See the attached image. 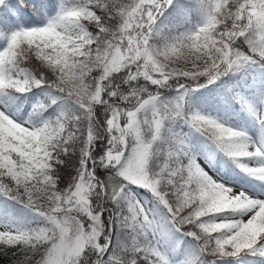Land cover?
Masks as SVG:
<instances>
[{
    "label": "snow or ice",
    "instance_id": "6c2138e0",
    "mask_svg": "<svg viewBox=\"0 0 264 264\" xmlns=\"http://www.w3.org/2000/svg\"><path fill=\"white\" fill-rule=\"evenodd\" d=\"M53 7L49 17L36 0H0V97L48 93L27 121L0 109V200L12 205L0 210V249L22 254L20 264H264V199L213 179L190 137L173 130L182 122L264 182V0ZM193 11L200 19L191 25ZM230 74L252 78L256 102L239 84L231 91L259 140L186 110L188 97ZM173 83L179 95L163 100L159 90ZM177 234L190 238L181 260Z\"/></svg>",
    "mask_w": 264,
    "mask_h": 264
},
{
    "label": "rangeland",
    "instance_id": "374dc122",
    "mask_svg": "<svg viewBox=\"0 0 264 264\" xmlns=\"http://www.w3.org/2000/svg\"><path fill=\"white\" fill-rule=\"evenodd\" d=\"M49 15V12H47V16ZM198 22L199 19L195 20L193 25ZM176 66L183 67V64H177ZM230 80H233V84H230L228 86V90L230 89L231 91V89L235 85L239 84V90L242 92V94L245 95V98L250 102H256L255 89L252 87V78L244 77L241 74H230L229 76L222 77L221 80L217 81L215 84L208 85L205 88H201L198 92L193 93L190 97L187 98L186 106L192 103L194 107L191 108V111H199L203 114H210L222 123H225L238 130L245 131L246 133H248L249 136L252 137L253 140H259L261 137L260 128L253 119V117L248 113L246 108L243 107L242 103L239 107H235L233 111L229 110L230 114L225 113L226 111H223V109L225 108L226 110H228L227 107L231 106L234 103V101H231V99L233 98V93L230 94L228 91H223V86L225 85V82H228ZM178 95L179 93L176 92L172 100H175ZM215 97L220 100L221 104H216L215 102L212 103ZM8 102H11L9 96L0 97V109L7 110L19 121H27L19 115L17 110L11 108ZM229 103H231V105ZM217 105H221V108L219 110L221 113H214L212 111L213 109H218ZM182 135L190 137V142L192 146L196 145L199 141V144L197 145H199V148L201 150L203 149V151L198 154L195 160L213 179L225 184L227 187L232 188L235 192H245L251 196H254L255 198L264 199V187L261 189L260 192H257L247 187L244 181L235 178V174L233 171L230 170L225 173L224 170L215 168V165H213V160L211 158L214 157L213 154L209 153L208 151H205L204 146L201 144L202 142L200 140V137L198 135L192 134L191 129L187 125H185L184 129H182ZM258 163L259 162L256 161L249 162L250 166H258ZM131 191L132 194L137 199H139L146 207L152 209L154 212L158 211L159 206L157 205L156 201L150 196V194H145L143 190L132 189ZM4 209L5 207L0 208V210ZM247 218V216L243 217V219L245 220ZM0 253L4 254L5 250L0 249ZM246 264H251V262L248 260L246 261Z\"/></svg>",
    "mask_w": 264,
    "mask_h": 264
},
{
    "label": "trees",
    "instance_id": "16d2710c",
    "mask_svg": "<svg viewBox=\"0 0 264 264\" xmlns=\"http://www.w3.org/2000/svg\"><path fill=\"white\" fill-rule=\"evenodd\" d=\"M36 2L38 4H42L44 6L45 11L49 12V14H50L49 16H52L55 14L56 9L53 6L56 4V0H46V1L45 0H36ZM198 19H200L199 14L197 12L193 11V13L191 14V25H193L194 21L198 20ZM32 22L38 23L39 18L33 16ZM89 27L91 29L92 26H89ZM4 46H5L4 42L2 40H0V49H2ZM34 64H35V61L29 62L30 67H33ZM200 82L206 83V79H201ZM229 84H233V80L225 82V85L223 86V91H228L230 94H232L233 92L227 89V86ZM177 87H178V85L173 83L172 87H170V88L160 89L159 91H160L162 99L165 101L172 100L174 98L176 92H177L176 91ZM47 95H48L47 92H41L40 90H33V93H30L28 98L20 97V96L14 97L12 102L9 103V105L14 106V108L16 110H18L19 115L22 118L29 120L30 116H31V112H32V108L30 107V104L36 102V99H35L36 97H43V96H47ZM231 101H234V103L232 105H231V103H229L231 106L227 107L228 110H226V108L223 109V111H226L225 113L230 114V111H232V109L235 108L236 105H240V103H241V102H239L233 98L231 99ZM213 102H215L216 104L217 103L221 104L220 100L217 97H215V99L212 101V103ZM193 107H194V105L192 103H190L188 106H186V110L191 111V108H193ZM217 108L218 109H213L212 111L214 113H221L219 111L221 108V105H217ZM45 116L47 117V114H45ZM33 119H35V118H33ZM184 127H185V125L182 122H179V123L173 125V130L175 132L179 133L180 135H182V129H184ZM200 140L202 142L201 144L205 148V151H206V149L209 151H213L217 168H219L223 164L224 166H226V168H228L234 172L236 178L244 180L247 183V186H249L252 189H256L257 191L261 190V188L264 186V182L256 180V179L252 178L251 176H249L248 174H246L245 172H243L239 167H237V165L229 157L225 156L223 153H220V152L215 151L213 149H209L207 144L203 141V138L200 137ZM197 144H199V141ZM197 144L192 146L194 158H196L197 154L201 150L199 148V145H197ZM185 162L187 163V161H185ZM72 171H73V168L70 165L69 167H67L66 169L63 170V174L65 177H67ZM100 171H101L102 175L104 176V178H110L112 175H114V172H109L107 169H101ZM3 180L5 183H11L9 178H7V177H4ZM11 206H12L11 203L8 205H5V203L2 200H0V208H3V207L6 208V207H11ZM16 208L19 209V206L17 205ZM187 211L188 210H186V212ZM125 214H126V208H125ZM120 239H121L120 235L117 234L116 240L119 241ZM173 246H174L173 255L178 260L184 259L189 253L190 238H181L179 236V234H177V239L173 242ZM21 259H22V254H17L15 249H8L5 251L4 254L0 253V264H20ZM250 262H251V264H257L258 263L255 259H254V261L250 260Z\"/></svg>",
    "mask_w": 264,
    "mask_h": 264
}]
</instances>
